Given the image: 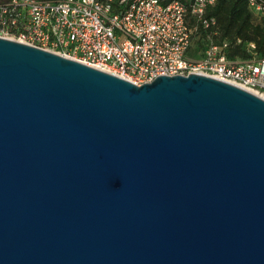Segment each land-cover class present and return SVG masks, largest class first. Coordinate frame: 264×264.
I'll use <instances>...</instances> for the list:
<instances>
[{
	"label": "water",
	"instance_id": "95a60500",
	"mask_svg": "<svg viewBox=\"0 0 264 264\" xmlns=\"http://www.w3.org/2000/svg\"><path fill=\"white\" fill-rule=\"evenodd\" d=\"M0 264H264V98L0 35Z\"/></svg>",
	"mask_w": 264,
	"mask_h": 264
},
{
	"label": "built area",
	"instance_id": "2783aa9c",
	"mask_svg": "<svg viewBox=\"0 0 264 264\" xmlns=\"http://www.w3.org/2000/svg\"><path fill=\"white\" fill-rule=\"evenodd\" d=\"M214 1L0 0V35L136 84L160 74L197 72L264 98V57L257 55L254 41L247 43L249 57L229 56L230 41L220 40L217 19L207 14ZM249 5L256 16H264V0H249Z\"/></svg>",
	"mask_w": 264,
	"mask_h": 264
},
{
	"label": "trees",
	"instance_id": "16d2710c",
	"mask_svg": "<svg viewBox=\"0 0 264 264\" xmlns=\"http://www.w3.org/2000/svg\"><path fill=\"white\" fill-rule=\"evenodd\" d=\"M170 1L161 0L163 3ZM207 14L216 17L220 40L230 41L229 56L249 57L247 43L254 41L257 55L264 57V16L259 18L254 14L249 0H215L207 7ZM238 38L240 42H236ZM197 42L202 46L204 41L200 38Z\"/></svg>",
	"mask_w": 264,
	"mask_h": 264
},
{
	"label": "rangeland",
	"instance_id": "374dc122",
	"mask_svg": "<svg viewBox=\"0 0 264 264\" xmlns=\"http://www.w3.org/2000/svg\"><path fill=\"white\" fill-rule=\"evenodd\" d=\"M258 18V17H257Z\"/></svg>",
	"mask_w": 264,
	"mask_h": 264
}]
</instances>
